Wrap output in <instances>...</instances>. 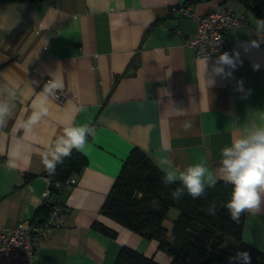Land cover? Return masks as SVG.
I'll return each instance as SVG.
<instances>
[{
    "label": "crops",
    "instance_id": "0c3cea01",
    "mask_svg": "<svg viewBox=\"0 0 264 264\" xmlns=\"http://www.w3.org/2000/svg\"><path fill=\"white\" fill-rule=\"evenodd\" d=\"M180 3L198 14L224 3L248 16L247 26L226 32L227 44L242 59L237 69L225 67L230 76H214L215 83L207 85V55L197 56L187 42L197 33V20L170 10ZM255 21L238 0L0 4V88L17 90L12 116L0 127V225L19 220L32 224L38 217L49 181L41 153L64 127L96 128L82 151L87 164L72 176L76 181L48 197L49 203L66 205L69 212L64 225L34 231L32 264H113L122 247L170 263L172 256L157 240L103 214V201L133 148L160 170L163 159L177 171L203 160L215 181L223 180L218 171L221 149L243 128L261 123L258 117L264 113V43L259 48L247 45L258 39ZM208 58L210 73L217 56ZM52 74L63 79L67 99L60 103L50 97L45 103L48 115L25 132L16 121L26 120L39 107V93ZM186 119L192 121L188 132L181 129ZM163 144H170L171 151L162 152ZM14 150L20 155L16 167L8 168V153ZM172 209L164 221L167 227L177 216ZM242 239L264 253V206L257 215L246 212Z\"/></svg>",
    "mask_w": 264,
    "mask_h": 264
},
{
    "label": "trees",
    "instance_id": "16d2710c",
    "mask_svg": "<svg viewBox=\"0 0 264 264\" xmlns=\"http://www.w3.org/2000/svg\"><path fill=\"white\" fill-rule=\"evenodd\" d=\"M15 1L34 0H0V4ZM238 1L256 19H264V0ZM86 164L85 154L74 149L71 157L57 165L55 174L49 175L51 192L62 188L55 186V182L64 183L79 174ZM164 175L142 150L133 148L103 201L102 213L147 239L157 240L158 247L172 256L169 264H229L228 257L234 256L237 251H247L251 264H264V253L242 239L246 212L237 223L225 207L231 198V184L219 180L206 188L204 197L193 199L185 192L177 201L171 193L180 186L179 182L165 184ZM211 201L217 204L214 216L207 211ZM53 204L48 199L41 202L37 210L39 215L31 223L41 225ZM171 208H176L178 213L172 225L167 227L164 221ZM95 225L115 235V231L102 224L95 222ZM113 264L161 263L152 256L122 247Z\"/></svg>",
    "mask_w": 264,
    "mask_h": 264
},
{
    "label": "clouds",
    "instance_id": "9594fccd",
    "mask_svg": "<svg viewBox=\"0 0 264 264\" xmlns=\"http://www.w3.org/2000/svg\"><path fill=\"white\" fill-rule=\"evenodd\" d=\"M254 34L257 40L247 42V45L259 48L264 43V19H256ZM247 51V47L245 48ZM240 53L233 50L232 54L225 51L214 61L210 73L207 69L208 56L204 58L205 73L209 76L205 79L207 85L215 83L214 76H230L231 72H226L225 67L234 69L239 60ZM259 65H253L258 68ZM64 88L62 78L52 74L51 79L44 83L40 96L41 103L36 110H33L26 120L17 119V124L25 132H31L42 119L48 115L45 107L46 101ZM17 100L16 87L5 86L0 88V127H3L12 116ZM178 114H185L183 110H176ZM258 111V110H254ZM261 123H253L249 127L243 128L241 134L231 141L230 146L221 149L219 162L220 178L233 186L231 198L225 207L230 213L234 222H239L243 213L257 215L264 206V113L259 114ZM192 128L191 120H184L181 129L188 132ZM96 128L91 125L66 126L61 135L57 136L54 144L46 146V150L41 153L45 170L49 175H54L57 165L62 164L66 158L71 157L73 150L83 151L88 143L89 137L94 138ZM161 151L168 153L171 151L170 144H163ZM20 153L17 150L8 153L6 166L16 167V160ZM162 171L165 172L163 183L174 184L179 182L172 193V198L179 201L185 192L193 199L202 198L205 190L215 184V177L206 163L201 160L198 163L190 164L184 170L177 171L168 159L161 160ZM208 214L215 215L217 204L211 201L208 206ZM229 264H251V257L247 251H237L234 256L228 257Z\"/></svg>",
    "mask_w": 264,
    "mask_h": 264
},
{
    "label": "built area",
    "instance_id": "2783aa9c",
    "mask_svg": "<svg viewBox=\"0 0 264 264\" xmlns=\"http://www.w3.org/2000/svg\"><path fill=\"white\" fill-rule=\"evenodd\" d=\"M170 10L181 16L197 20V33L187 41L197 56L218 57L225 51L232 54L234 49L227 44L226 32L229 28H241L249 24L248 16L245 13L236 14L228 10L224 3L203 14L193 12L184 3L171 6ZM239 60L240 62L234 69L239 68L242 61L241 56ZM49 79L47 78L46 82ZM51 98L62 103L67 99V94L61 90ZM75 181V178L70 177L64 183L55 182V186L64 187ZM50 185L49 180L48 186L42 192L41 202L47 200L51 195ZM68 212L69 208L66 205L55 203L47 218L39 226L27 224L21 220L11 226L0 225V264H32L35 254L34 231L64 225Z\"/></svg>",
    "mask_w": 264,
    "mask_h": 264
},
{
    "label": "rangeland",
    "instance_id": "374dc122",
    "mask_svg": "<svg viewBox=\"0 0 264 264\" xmlns=\"http://www.w3.org/2000/svg\"><path fill=\"white\" fill-rule=\"evenodd\" d=\"M174 213H176V214L178 213V210L176 208L172 209V214H173L172 216L175 215Z\"/></svg>",
    "mask_w": 264,
    "mask_h": 264
}]
</instances>
